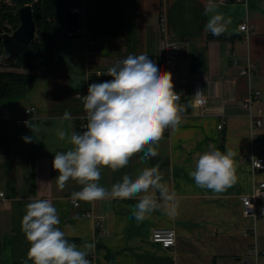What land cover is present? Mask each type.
<instances>
[{
    "label": "crops",
    "instance_id": "1",
    "mask_svg": "<svg viewBox=\"0 0 264 264\" xmlns=\"http://www.w3.org/2000/svg\"><path fill=\"white\" fill-rule=\"evenodd\" d=\"M214 2L216 11L231 21L220 36L205 31L211 15H204L208 0H73L83 4L81 31L59 36L55 63L33 72L27 85L0 102V188L5 192L0 202V264H32L21 221L27 203L36 198L52 201L58 227L69 242L78 248L94 245L87 256L91 264H237L253 243L264 249V217H247L242 203L243 195L256 191V206L264 207V188L259 187L264 170L251 163L252 157L264 156V123L253 126L250 109L241 103L251 89H259L261 96L254 99L252 111L261 110L264 121V0ZM164 14L168 33L161 26ZM244 22L252 25L248 36L240 29ZM172 37L185 39V58L167 69L161 57ZM92 38L100 53L96 65L87 62ZM140 54L172 73L185 111L178 128L167 129L155 146L157 156L143 160L139 153L123 169H101L99 184L110 189L124 174L135 177L144 168L159 165L176 200L165 203L157 192L160 207L137 222L132 208L139 197L74 204L71 194L82 186L69 180L59 190L53 160L57 151L72 147L67 139H59L57 131L79 133L86 111L77 95H87L91 83L112 79L101 70ZM248 64H253L252 74H241ZM197 92L209 98L206 113L193 103ZM30 106L36 110L29 125L17 124L15 119ZM65 110L72 120L60 119ZM25 136L32 141L25 143ZM210 146L235 153L237 182L221 193L197 187L188 175L198 155ZM157 228H174L176 245L165 248L154 242Z\"/></svg>",
    "mask_w": 264,
    "mask_h": 264
},
{
    "label": "clouds",
    "instance_id": "2",
    "mask_svg": "<svg viewBox=\"0 0 264 264\" xmlns=\"http://www.w3.org/2000/svg\"><path fill=\"white\" fill-rule=\"evenodd\" d=\"M216 8L214 0H208L204 15H211L205 31L220 36L231 21ZM104 75L112 79L89 84L87 95L80 96L87 113L86 130L70 135L62 129L57 131L59 139H67L72 147L54 155L56 186L62 191L69 180L81 185V190L71 194L74 204L139 197L132 208V217L141 222L160 207L157 192L165 203L176 200V193L163 182L159 165L144 168L135 177L124 174L122 181L110 189L99 184L101 169L106 167L113 172L123 169L139 153H143V160L157 156L155 146L167 129L178 128L185 109L180 104V94L174 90L172 73L161 71L146 54L129 55L109 67ZM200 94L197 92L196 97ZM60 119L70 121L73 117L65 110ZM22 139L29 143L33 138ZM234 157L231 150L222 152L210 146V150L198 155L195 169L188 175L197 187L224 192L237 182ZM252 160L259 166L255 157ZM59 224L51 200L36 198L27 203L21 229L30 244L28 259L32 264H91L87 256L94 245L84 243L78 248L69 242Z\"/></svg>",
    "mask_w": 264,
    "mask_h": 264
},
{
    "label": "built area",
    "instance_id": "3",
    "mask_svg": "<svg viewBox=\"0 0 264 264\" xmlns=\"http://www.w3.org/2000/svg\"><path fill=\"white\" fill-rule=\"evenodd\" d=\"M227 0H219V2H226ZM239 2H247V0H235ZM83 11V4H72L69 7V12H78L81 14ZM80 23V22H79ZM72 26V25H71ZM75 30H70L67 32L68 35H74L81 31V29L77 25H73ZM161 26L165 33H168V19L167 15L164 14L161 16ZM252 25L248 22H244L240 25V29L245 31V34L248 36L251 31ZM97 42L95 39H90L88 41V49H87V62L89 65H96L100 62V53L97 51ZM185 46L186 41L182 37H172L168 39L167 42V50L164 56L161 57L162 60L165 61V67L167 69H174L176 68L179 63L185 58ZM234 61L237 63L238 59L235 58ZM106 71L101 70V72ZM253 72V64H248L245 67L241 68L240 73L243 75L250 76ZM174 90L180 94L178 88L174 85ZM82 95H79V97ZM181 96V94H180ZM261 96V91L259 89H251L248 95V98L242 101V105L246 108L250 109V114L252 118L253 126H262L263 121V114L260 110L259 112L255 113L252 111V105L255 98ZM193 103L201 109L202 113H206L207 107L209 104V98L206 95H200L199 97H195L193 99ZM36 107L30 106L25 108L23 115L17 117L15 122L19 125L26 126L29 125L31 118L35 113ZM222 115V111L220 113ZM87 113L82 117L78 132L82 133L85 131V125L87 123L86 120ZM225 125V120L221 121L218 125L219 128H223ZM262 142L264 143V136L262 137ZM259 164L257 166L256 162L252 160V165L257 170H264V156H254ZM253 158V157H252ZM260 188H264V182L259 184ZM5 192L0 188V202L4 198ZM258 196L256 191H253L249 194H245L242 196V203H243V213L247 217H252L253 219H258L264 217V207L259 209L256 206V197ZM78 201L75 203L77 204ZM152 240L154 242L160 243L165 248H170L176 245L177 242V232L174 228H157L152 233ZM262 257H264V249L260 248L256 243H253L247 250L246 254L243 258H241L237 264H264L262 262Z\"/></svg>",
    "mask_w": 264,
    "mask_h": 264
},
{
    "label": "trees",
    "instance_id": "4",
    "mask_svg": "<svg viewBox=\"0 0 264 264\" xmlns=\"http://www.w3.org/2000/svg\"><path fill=\"white\" fill-rule=\"evenodd\" d=\"M16 4V5H13ZM31 4L36 22V36L31 44L24 48L21 56L7 62L2 56L5 50L0 34V64L23 69L0 70V102L11 96L15 89L29 83L35 71L46 70L56 61L57 38L67 34L71 24L67 21L69 7L73 0H0V29L4 23L14 30L19 26V7Z\"/></svg>",
    "mask_w": 264,
    "mask_h": 264
},
{
    "label": "water",
    "instance_id": "5",
    "mask_svg": "<svg viewBox=\"0 0 264 264\" xmlns=\"http://www.w3.org/2000/svg\"><path fill=\"white\" fill-rule=\"evenodd\" d=\"M20 19L19 26L12 32H5L2 35L5 47L2 58L7 61L18 59L24 48L28 47L36 36V22L33 16V7L26 4L17 10ZM67 21L72 25L70 30H75L73 25L80 22V14L78 12H69Z\"/></svg>",
    "mask_w": 264,
    "mask_h": 264
},
{
    "label": "rangeland",
    "instance_id": "6",
    "mask_svg": "<svg viewBox=\"0 0 264 264\" xmlns=\"http://www.w3.org/2000/svg\"><path fill=\"white\" fill-rule=\"evenodd\" d=\"M8 1H10V0H8ZM13 5H16V4H13ZM1 25H3V27H1V29H0V34L5 33V32L12 33L14 31L13 28H9L10 30H7V27H12L11 25H7V23L1 24ZM1 69L20 70L21 68L12 67V66H8V65H5V64H0V70Z\"/></svg>",
    "mask_w": 264,
    "mask_h": 264
}]
</instances>
